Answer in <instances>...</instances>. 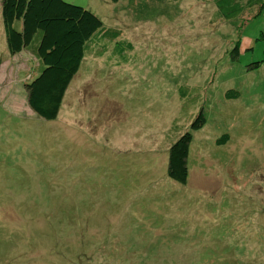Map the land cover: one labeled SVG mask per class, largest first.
Listing matches in <instances>:
<instances>
[{"label": "rangeland", "instance_id": "rangeland-1", "mask_svg": "<svg viewBox=\"0 0 264 264\" xmlns=\"http://www.w3.org/2000/svg\"><path fill=\"white\" fill-rule=\"evenodd\" d=\"M65 1L135 51L87 53L43 120L0 10V264H264V0H213L236 18L214 29L185 1ZM201 111L181 184L167 147Z\"/></svg>", "mask_w": 264, "mask_h": 264}, {"label": "trees", "instance_id": "trees-1", "mask_svg": "<svg viewBox=\"0 0 264 264\" xmlns=\"http://www.w3.org/2000/svg\"><path fill=\"white\" fill-rule=\"evenodd\" d=\"M172 1H185L187 8L193 4L204 9L208 7V25L212 29L215 24L223 25L236 19L225 16L222 8L214 6L213 0ZM0 10L8 53L15 56L31 51L39 62L40 72L33 79L29 77L30 81L24 86L29 108L43 120L53 121L59 116L68 88L87 53L103 56L107 52L110 59H124L128 50L135 51L129 40L121 38L120 30L105 27L90 10L65 0H1ZM231 53L239 55L237 44ZM253 65L259 68L260 60ZM225 97L237 99L238 92L227 90ZM205 124V115L201 111L190 122V130L181 133L167 147V175L173 181L187 182L192 132L201 130ZM228 140L229 137L224 135L217 142L224 144Z\"/></svg>", "mask_w": 264, "mask_h": 264}]
</instances>
